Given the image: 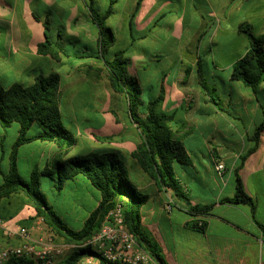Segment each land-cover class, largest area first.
<instances>
[{
	"label": "crops",
	"instance_id": "crops-1",
	"mask_svg": "<svg viewBox=\"0 0 264 264\" xmlns=\"http://www.w3.org/2000/svg\"><path fill=\"white\" fill-rule=\"evenodd\" d=\"M89 6L99 14L111 10L106 25L114 44L105 58L110 61L122 52L127 74L141 87L142 102L163 92L158 113L173 117L171 131L190 159L189 165H173L175 177L191 206L213 204L208 216H189L184 204L159 188L131 156L142 137L131 121L126 97L110 86ZM263 33L264 0H0V86L27 87L36 76L57 74L60 119L74 138L68 149L40 140L20 145L15 156L18 175L28 182L36 173L48 205L68 228L78 231L98 206L100 193L81 175L56 191L45 172L56 160L114 153L123 161L128 181L147 197L140 223L165 264H264L259 226H264V130L238 173L255 203V220L247 206L221 202L234 195V170L254 146L251 137L264 117V83L254 93L230 80V72L250 47V36ZM45 34L60 48L56 59L37 52ZM218 73L224 74L220 89ZM193 129L199 131L197 137ZM18 131L15 123L0 124V185ZM218 165L223 167L220 172ZM48 178L47 190H42ZM48 189L60 200L58 206L48 201ZM169 198L175 205L167 213ZM0 219V243L20 245L23 241L4 229L12 233L31 228L36 212L17 192L0 199ZM197 219L206 225L203 232L190 226ZM73 223L80 228L73 229ZM40 235L33 232L34 239Z\"/></svg>",
	"mask_w": 264,
	"mask_h": 264
},
{
	"label": "trees",
	"instance_id": "trees-1",
	"mask_svg": "<svg viewBox=\"0 0 264 264\" xmlns=\"http://www.w3.org/2000/svg\"><path fill=\"white\" fill-rule=\"evenodd\" d=\"M89 11L99 31L100 55L110 73V86L114 92L126 97L131 121L142 137V143L136 147L131 156L159 188L170 190L173 196L184 204L189 216L193 218L208 216L213 204L191 206L188 196L175 177L173 165H189L190 159L181 141L175 138L171 131L173 117L158 113L163 101V92L161 91L158 97L146 104L142 102L141 87L134 77L127 74V63L122 58V52L116 53L110 61L105 58V54L114 44L113 33L106 25L111 10L99 14L89 6ZM244 28L245 26H240V29ZM45 30H47V24H45ZM250 37V47L234 63L229 78L256 93L258 87L264 83V33ZM59 51L57 43L46 34L44 42L37 47L38 54H48L54 59L57 58ZM58 86L59 76L55 73L36 76L33 84L27 87L16 84L6 89L0 86V123L5 126L15 123L19 126L18 138L10 153L9 171L0 185V199L22 192L34 207L36 217H42L57 241L65 243H81L91 237L99 230L109 210L115 203L120 202L123 207L124 224L138 246L158 264H165L157 244L140 223V209L147 201V197L138 193L128 181L125 165L116 154L93 152L80 157L56 160L53 167L45 172L53 181L56 191L62 189L65 181L81 175L88 179L100 193L101 200L98 206L90 213L83 227L78 231L68 228L48 205L45 196L38 189L36 173L28 182L23 181L18 175L15 156L20 145L40 140L55 142L59 148L68 149L74 144L72 134L63 126L60 119ZM142 107L144 112L141 111ZM33 124H36L40 131L29 135ZM263 130L264 117L251 137L254 146L241 157L240 165L234 170V195L221 200L222 203L247 206L252 219L256 211L255 203L245 193L238 173L246 157L257 148L259 136ZM198 223H201L199 227ZM190 226L200 232H203L206 227L205 223L199 219L192 221ZM259 226L264 233V226ZM83 253V250H76L61 264H76ZM9 264L27 263L18 260L11 261Z\"/></svg>",
	"mask_w": 264,
	"mask_h": 264
},
{
	"label": "built area",
	"instance_id": "built-area-1",
	"mask_svg": "<svg viewBox=\"0 0 264 264\" xmlns=\"http://www.w3.org/2000/svg\"><path fill=\"white\" fill-rule=\"evenodd\" d=\"M222 169V165L216 167L217 172ZM174 205L173 198H169L164 205V211L171 212ZM200 225L201 223H198V227ZM3 227V221L0 219V228ZM4 230L7 234L21 239L23 243H0V264L18 260L27 264H61L76 250L84 251L76 264H158L138 246L133 235L127 230L120 202L115 203L109 210L99 230L81 243L57 241L42 217H36L31 228L21 227L12 233ZM36 231L42 232V235L34 239L33 232Z\"/></svg>",
	"mask_w": 264,
	"mask_h": 264
},
{
	"label": "rangeland",
	"instance_id": "rangeland-1",
	"mask_svg": "<svg viewBox=\"0 0 264 264\" xmlns=\"http://www.w3.org/2000/svg\"><path fill=\"white\" fill-rule=\"evenodd\" d=\"M224 79V74L223 73H218L217 74V77L215 78V80H216V82H217V87L220 89V88H222L223 87V85H222V83H221V79ZM0 124H2V123H0ZM203 127L201 126L200 127V130L202 129ZM36 131H40L39 130V128H38V126L36 125V124H33V126L31 127V133H34V132H36ZM198 132L199 131H195V129H193V130H191V133L193 134V135H195V137H197V134H198ZM192 139V138H191ZM190 139V140H191ZM195 140H197V138H194L192 141H195ZM45 181L46 182H44L43 184H42V190H45L46 188H47V186H46V183H49L50 182V180H49V178L48 179H45ZM38 189H40V188H38ZM47 190V189H46ZM39 191H41V190H39ZM47 197H48V201L50 202V204H52L53 206L55 205H59L61 202H60V200H57V199H55L54 197H53V195H52V193H50V190L48 189V193H47ZM77 223H73V225H72V228L73 229H79L80 228V226H77L76 225Z\"/></svg>",
	"mask_w": 264,
	"mask_h": 264
}]
</instances>
